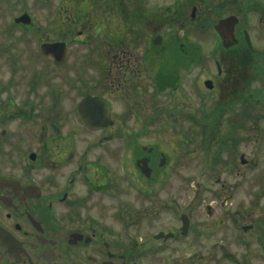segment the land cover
Masks as SVG:
<instances>
[{"label":"flooded vegetation","instance_id":"obj_1","mask_svg":"<svg viewBox=\"0 0 264 264\" xmlns=\"http://www.w3.org/2000/svg\"><path fill=\"white\" fill-rule=\"evenodd\" d=\"M54 2L52 30L28 29L31 16L29 24L16 22L29 14L22 11L12 25L22 30L0 31V264L193 263L198 252L179 255L173 248L199 246L203 229L194 212L201 190L174 219L179 202L171 195L169 155L154 140L172 110L159 103L162 96L183 101L189 80L193 91L213 92L224 103L235 77L232 49L247 42L244 3L234 4L240 14L220 13L214 24L239 18L234 45L226 47L215 31L222 46L216 71L204 68L199 53L169 84L156 59L167 51L172 23L188 21L191 2ZM199 10L193 6V20ZM244 12H251L247 5ZM46 44L56 45L57 57L44 52ZM180 90L182 96L175 94Z\"/></svg>","mask_w":264,"mask_h":264},{"label":"rangeland","instance_id":"obj_2","mask_svg":"<svg viewBox=\"0 0 264 264\" xmlns=\"http://www.w3.org/2000/svg\"><path fill=\"white\" fill-rule=\"evenodd\" d=\"M188 1L192 4L186 9V23L175 22L169 30H158L170 32L165 41L167 51L156 59V67L162 70L169 84L172 81L178 83L176 70L186 64L190 69L199 53L204 59V68L216 71L215 60L219 57L222 46L217 44L218 37L209 21L217 20L220 13H234L237 7L233 9L235 5L232 4L223 11L210 15L209 11H213L220 0ZM244 1L250 0H240ZM155 3L158 7L171 6L175 4V0H155ZM194 5L203 6V11H198L195 20L191 18ZM54 6V0H0V31L22 30L12 27L15 23L14 17L22 11L29 12L32 17L33 26H26L28 29L35 30L40 27L41 30H52L55 26L54 19L56 22ZM247 8L251 12L246 18H241L240 24L248 29L253 48L264 49V21L250 6ZM234 14H240L238 9ZM200 23L203 25L201 28L197 26ZM178 37L184 38L181 41ZM74 45L80 47L84 44ZM182 46L187 52H181ZM164 80L162 78L166 82ZM230 82L232 86L223 94L224 103L230 102V92L244 89L239 80L230 79ZM263 86V82L257 80L250 88ZM250 92L249 89L248 95ZM175 94L182 96L184 93L180 90ZM185 95L186 98L183 101L178 100L177 105L175 100L168 101L162 96L163 101L159 104L171 108L172 113L166 115L161 123L158 122L154 140L169 155L167 164L173 177L171 195L179 202L178 206H174V219L177 212L186 213L185 204H190L198 190H201V198L195 204L198 210L194 212V218L195 225L203 229V234L200 236L199 246L185 242L177 244L173 250L178 251L179 255L183 253L190 256H195L197 254L194 253L198 252L199 258L192 260L191 264H264V239L262 242L260 238L262 235L264 237V117H260L264 114V109L253 111L246 98L245 103L242 99H237L233 104L236 113L235 126L232 127L230 123L233 116L231 108L222 119H216L221 123L219 126L214 123V117L211 124L203 126L196 124L195 120L205 122L207 114L212 113L213 108L220 107L222 103L218 104L217 95L213 92L193 91L190 80ZM216 107L214 110L217 112ZM179 110H184L186 116L182 117ZM248 113L253 115L247 116ZM229 133L231 136L234 134L233 139L228 136ZM226 141L232 151L223 150L217 164L211 165L213 155H207L202 146H211L215 151L218 146L226 144ZM207 208H212L213 216H209ZM246 225H254V228L243 230Z\"/></svg>","mask_w":264,"mask_h":264},{"label":"trees","instance_id":"obj_3","mask_svg":"<svg viewBox=\"0 0 264 264\" xmlns=\"http://www.w3.org/2000/svg\"><path fill=\"white\" fill-rule=\"evenodd\" d=\"M239 1L240 0H220L219 3L216 6H214V10L209 11L210 12L209 14L213 15L218 12H221L224 9L230 7L232 4L238 5ZM243 3L245 4V6L246 5L248 7L250 6L253 12L260 14L262 21H264V2H259L258 0H250V1H244ZM244 9L245 7L243 8V11ZM245 14L246 13L243 12L244 18H246ZM216 21H217L216 19L209 21V25L213 27ZM245 54H247L249 57ZM231 65L235 70L234 79L242 82L244 89L243 90L238 89V91L230 92L229 93L230 102L222 103L220 107H216V109L218 110L217 112L214 110L215 109L214 108L213 109L214 111L212 110V113L211 112L208 113L207 116L205 117V122L203 123V126L211 124V119L213 117H214V123L219 126L221 123L216 119L218 117L219 119L220 118L222 119V116L225 114L227 108L229 106H232L237 99H242V102L245 103V96L248 95L249 89L251 90L250 92L251 101L250 102L247 101V103H251L252 110L254 111L255 109H262V110L264 109V86L260 88H253V89L250 88L251 84L255 83L257 80H261L264 84V49L263 48L250 49L244 40L243 44L235 46V48L232 49ZM239 84L241 85V83ZM249 114L253 115L252 113H248L247 116ZM235 116L236 113L233 118H230V123L232 127L235 126V122H236ZM260 117H264V114H262ZM229 135L231 136V133H229L228 136ZM233 135L231 136L232 139H233ZM228 136H226V138H229L230 140V137ZM205 140H208V138H205ZM228 141H226V144H224L223 146H218V148L215 151L212 150L211 146H202L204 152H206L207 155L209 156L213 155V160L211 165L217 164L218 160L220 159L221 152L223 150H230V152L232 151L231 147L228 146Z\"/></svg>","mask_w":264,"mask_h":264},{"label":"water","instance_id":"obj_4","mask_svg":"<svg viewBox=\"0 0 264 264\" xmlns=\"http://www.w3.org/2000/svg\"><path fill=\"white\" fill-rule=\"evenodd\" d=\"M192 16L196 17V8H194L193 12H192ZM16 22H22L25 24H29L31 23V17L29 14L25 13L22 16L16 18ZM239 22V19L237 16L235 15H231L228 16L226 18L221 19L216 25H215V29L218 31V33L220 34L222 40L224 41V45L226 47H230L231 45H234L235 43H237V38L235 36V27L237 25V23ZM248 44L250 45V47H252V42L250 40L249 35H246ZM156 44H160L161 43V39L158 37L156 39ZM62 46H64V44H61ZM56 46V45H43L44 47V52L45 53H50L52 55H54L55 57L58 56V54L54 53L52 50V47ZM64 52L61 53V55L63 56ZM206 86L208 88H212V82L211 81H206ZM244 159V156H242V160ZM243 162H245V160H243ZM209 212V211H208ZM184 219V225L187 224L185 216H183ZM187 227V225H186ZM185 229V228H184ZM250 229V226H245L244 230H248Z\"/></svg>","mask_w":264,"mask_h":264}]
</instances>
